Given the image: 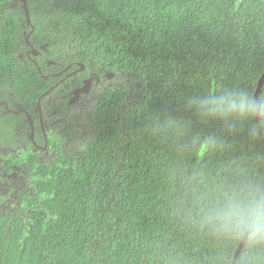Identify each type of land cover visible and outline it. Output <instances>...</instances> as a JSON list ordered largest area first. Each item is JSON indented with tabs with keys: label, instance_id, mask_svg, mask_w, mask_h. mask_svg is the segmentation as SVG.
<instances>
[{
	"label": "trees",
	"instance_id": "1",
	"mask_svg": "<svg viewBox=\"0 0 264 264\" xmlns=\"http://www.w3.org/2000/svg\"><path fill=\"white\" fill-rule=\"evenodd\" d=\"M27 1L32 26L22 0H0V101L37 114L85 70L42 101L55 122L48 150L33 145L18 159L24 186L0 193V264H234L240 242L201 210L264 189V117L202 119L187 100L256 96L264 0ZM88 78V100L70 105ZM10 115V127L23 118Z\"/></svg>",
	"mask_w": 264,
	"mask_h": 264
},
{
	"label": "clouds",
	"instance_id": "2",
	"mask_svg": "<svg viewBox=\"0 0 264 264\" xmlns=\"http://www.w3.org/2000/svg\"><path fill=\"white\" fill-rule=\"evenodd\" d=\"M187 107L209 120L245 121L264 117V99L238 89L208 91L190 97ZM201 211L204 225L244 245L240 264H264V189L249 186L234 190Z\"/></svg>",
	"mask_w": 264,
	"mask_h": 264
},
{
	"label": "flooded vegetation",
	"instance_id": "3",
	"mask_svg": "<svg viewBox=\"0 0 264 264\" xmlns=\"http://www.w3.org/2000/svg\"><path fill=\"white\" fill-rule=\"evenodd\" d=\"M29 26H32V20H31V25ZM33 32H34V29H32V31L26 35V40L29 35V41H27V43L30 47L27 50V57L37 65L35 57L39 56V51L35 49V47L33 46V43L30 42V37L33 34ZM34 50L38 51L37 55L33 53ZM20 57L23 58V55H21ZM80 69L67 74V76L64 79H62L57 84H55L53 87L57 85L58 87H56L54 91L58 89L60 85L63 82H65L68 78H72L78 73L83 72V71H80ZM67 70L68 69L61 72V74H63ZM111 75H113L114 77V74H108V77L113 78V77H110ZM87 80H92V79L90 78L85 79L83 86L74 89L73 96L71 97L69 101L70 105H76L80 101L83 102V101L88 100L93 90V85H94L93 80H92L90 91L87 93H82L79 98V101L75 104H71V100L75 95V91L83 88ZM49 95L45 97L42 96L40 98L41 104H40V107H39V104H37V109H38L37 114L31 113L22 104H18L15 108H11L7 101L5 100L0 101V193L9 192L13 194V192L15 193L20 187L24 186V184L18 182V180H21V176H19V174L22 175L24 173V170L21 166L22 163L18 159H27L28 158L27 154L30 151H33V145L34 147L42 149L44 151L48 150V147H49L48 134L52 133L51 126L55 122L50 118V115H48L47 112L45 113L43 112L42 101ZM21 107L24 108V111H21ZM10 114L17 115L20 117L23 116V118H20L21 120L16 119L15 124L12 125V127H10L6 125V123H10L13 121L12 116ZM37 120L39 121V128L42 132V136H43L42 143L43 144H39L36 141V136L38 132V127L36 125ZM8 156H11V157H8Z\"/></svg>",
	"mask_w": 264,
	"mask_h": 264
},
{
	"label": "water",
	"instance_id": "4",
	"mask_svg": "<svg viewBox=\"0 0 264 264\" xmlns=\"http://www.w3.org/2000/svg\"><path fill=\"white\" fill-rule=\"evenodd\" d=\"M22 2H23V6H24V9H25V12H26V17H27L28 24L31 25V16H30L28 2H27V0H22ZM27 41H29V35L27 37ZM33 53L35 55H37L38 51L34 50ZM84 69H85V66L82 65L80 71H84ZM39 72L42 73L40 68H39ZM43 77H44L45 80H48V77H46V76H43ZM110 77H113V75H111ZM91 84H92V80H87L86 83H85V86L83 88L76 90L75 91V95H74V97L71 100V104L77 103L79 101V98H80L82 93L89 92L90 89H91ZM263 85H264V72H263V74H262V76H261V78L259 80L256 96L260 97V95L262 94ZM56 87H58V85L53 87L43 97H45V96L49 95L51 92H53ZM38 104H39V107H40L41 99L39 100ZM21 111H24L23 107H21ZM260 121H261V118L257 119V124H260ZM206 148H207V143L205 142L203 147L201 148V150L198 153V156H199L200 160H202L203 155H204V153L206 151ZM244 248H245L244 245L240 242L239 247H238V249H237V251L235 253V256H234V264L236 263L237 259L239 258V255L241 254V252L243 251Z\"/></svg>",
	"mask_w": 264,
	"mask_h": 264
}]
</instances>
